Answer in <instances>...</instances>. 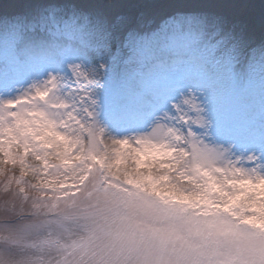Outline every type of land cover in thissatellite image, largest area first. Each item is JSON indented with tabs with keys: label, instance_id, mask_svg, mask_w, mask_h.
<instances>
[{
	"label": "snow or ice",
	"instance_id": "snow-or-ice-1",
	"mask_svg": "<svg viewBox=\"0 0 264 264\" xmlns=\"http://www.w3.org/2000/svg\"><path fill=\"white\" fill-rule=\"evenodd\" d=\"M0 264H264V0H3Z\"/></svg>",
	"mask_w": 264,
	"mask_h": 264
},
{
	"label": "rangeland",
	"instance_id": "rangeland-1",
	"mask_svg": "<svg viewBox=\"0 0 264 264\" xmlns=\"http://www.w3.org/2000/svg\"><path fill=\"white\" fill-rule=\"evenodd\" d=\"M2 2H3V0H0V3H2ZM221 7L225 8V9H229V8L234 7V6H232V5H222ZM250 15L255 18V24H256V27L258 28L259 27L258 8L253 9L250 12ZM254 75H255V86H256V89L258 91L259 90V85H260V76H261V67H260L258 61H257L256 67H255V70H254Z\"/></svg>",
	"mask_w": 264,
	"mask_h": 264
}]
</instances>
